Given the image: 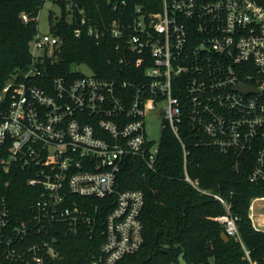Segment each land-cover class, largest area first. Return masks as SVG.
Listing matches in <instances>:
<instances>
[{"label":"built area","instance_id":"2783aa9c","mask_svg":"<svg viewBox=\"0 0 264 264\" xmlns=\"http://www.w3.org/2000/svg\"><path fill=\"white\" fill-rule=\"evenodd\" d=\"M125 7L115 5L119 18L96 26L85 7L65 2L76 37L110 34L119 41L121 79L99 78L88 66L91 74L47 79L44 69L57 60L60 39L38 30L30 66L0 91V258L8 264H59L61 235L91 236L100 227L104 243L93 264H118L137 253L145 194L120 191L119 176L128 158L157 173L164 130L182 148L185 181L202 193L188 172L186 128L195 135L192 146L232 154L236 168L246 154L258 153L249 179L264 181V0H162L158 12ZM21 18L30 20L26 13ZM155 110L157 141L146 122ZM18 173L37 198L23 220L14 219L9 201ZM214 197L226 209L215 221L256 264L231 203Z\"/></svg>","mask_w":264,"mask_h":264},{"label":"trees","instance_id":"16d2710c","mask_svg":"<svg viewBox=\"0 0 264 264\" xmlns=\"http://www.w3.org/2000/svg\"><path fill=\"white\" fill-rule=\"evenodd\" d=\"M74 1L86 8L96 26L108 25L119 18V13L111 11L115 5L119 9V5L123 8L125 3L127 12L136 6L148 12H158L162 8V0ZM51 2L63 11V15L50 14V32L59 37L60 46L56 50L57 60L44 69L45 77L75 79L82 74L74 71V67L86 65L99 78L121 79L119 50H116L119 41L110 34L100 40L86 33L76 37V25L66 21V0ZM44 4L43 0H0V91L13 75L30 66L32 42L39 30L36 18ZM23 13L29 15L28 23L23 22ZM123 71L125 75V69ZM183 134L190 152L189 175L207 193L185 181L183 151L170 130H164L162 135L157 173L148 171L138 159H126L118 186L120 191L142 190L145 194L141 216L144 242L137 253L126 256L118 264H179L181 258L186 264H252L240 243L232 238L228 242L224 240V227L215 218L225 214L226 209L214 195L231 203L251 261L264 264V230L256 229L250 216L253 201L264 198V181L254 183L249 179L258 153L246 154L236 168L232 154L221 153L215 148L194 147L195 135L188 128ZM17 175L12 182L9 201L14 219L23 220L28 207L37 198L27 186L24 175ZM109 211L110 204L100 214L102 221ZM101 232L100 227L91 236L85 232L78 236L61 235L59 264H93L104 243ZM0 264L8 263L0 258Z\"/></svg>","mask_w":264,"mask_h":264},{"label":"rangeland","instance_id":"374dc122","mask_svg":"<svg viewBox=\"0 0 264 264\" xmlns=\"http://www.w3.org/2000/svg\"><path fill=\"white\" fill-rule=\"evenodd\" d=\"M54 16H61V9L55 5L53 2H45L42 9L40 10L38 16L39 22V31L41 34H49L50 33V14ZM41 53V51L39 52ZM74 71L82 72L83 74H91L89 68L85 65L74 67ZM159 110L153 111L146 119L147 122V132L148 136L152 140H159L161 136V120H158L156 117L158 115ZM179 264H186L184 260L181 258Z\"/></svg>","mask_w":264,"mask_h":264},{"label":"crops","instance_id":"0c3cea01","mask_svg":"<svg viewBox=\"0 0 264 264\" xmlns=\"http://www.w3.org/2000/svg\"><path fill=\"white\" fill-rule=\"evenodd\" d=\"M250 216L256 227L264 229V198L253 201L250 208Z\"/></svg>","mask_w":264,"mask_h":264},{"label":"water","instance_id":"95a60500","mask_svg":"<svg viewBox=\"0 0 264 264\" xmlns=\"http://www.w3.org/2000/svg\"><path fill=\"white\" fill-rule=\"evenodd\" d=\"M243 89L246 90V92L252 91V89L251 88H248V87H243ZM222 236H223V238H224L225 241L228 242L230 240V238L227 236V234L225 232L222 234Z\"/></svg>","mask_w":264,"mask_h":264}]
</instances>
